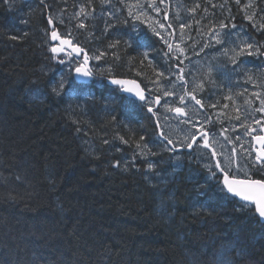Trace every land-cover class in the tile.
<instances>
[{
  "label": "trees",
  "instance_id": "obj_1",
  "mask_svg": "<svg viewBox=\"0 0 264 264\" xmlns=\"http://www.w3.org/2000/svg\"><path fill=\"white\" fill-rule=\"evenodd\" d=\"M101 1L0 0V264H264L253 207L225 197L198 158L158 138L144 105L106 85L124 78L149 88L178 59L144 26L131 31L113 14L103 23ZM247 1L180 0L193 23L210 33L244 26L264 51V0ZM79 5L92 6L85 22L74 19ZM62 14L70 38L99 60L87 85L50 51L48 19ZM262 56L246 57L248 81L264 86ZM231 94L208 102L230 109L240 101ZM252 177L264 178V167Z\"/></svg>",
  "mask_w": 264,
  "mask_h": 264
},
{
  "label": "rangeland",
  "instance_id": "obj_2",
  "mask_svg": "<svg viewBox=\"0 0 264 264\" xmlns=\"http://www.w3.org/2000/svg\"><path fill=\"white\" fill-rule=\"evenodd\" d=\"M247 3H250V0ZM244 4L248 7L246 3ZM91 7V5L88 8L81 6L79 14L83 15L80 17L73 15L74 19L85 22L82 16L87 18L92 13ZM100 7L101 9L97 8L100 12L98 18H101L103 23L109 24L108 20H112L109 15L114 14L116 17L122 16L130 24L133 22L131 31H143L142 26H144L160 36L165 41L166 46L174 48L177 59L184 52V65L187 61L186 49L191 48V52L188 54L195 58L192 65H186L184 68V81L180 78L179 68L172 70V72L169 70V75L167 73L165 75L167 70L165 67L164 73L149 82L150 85L147 88L150 91L153 89L155 97L159 96L164 102L162 111L156 113V118L161 126L163 136L171 140L174 145L180 146L182 142L186 145L189 144L193 134L200 127L197 123L198 116H200L199 119L202 118L201 111L197 107H200V104L195 102L197 106L193 103L188 105L192 116L187 121H180L172 114V111L168 110L172 104L178 99L180 100L181 96L187 100L189 96L185 95V91L190 86L196 88L200 83H205V86L218 93L220 89L216 86L223 87L225 85L226 92L230 90L238 96L240 101L233 99V105L228 109L226 121L223 117L218 118L216 113V120L219 123H228V125L223 129L221 124H214L215 127L219 128L213 134L212 142L222 164L236 172L237 177L250 174L248 161L255 151L252 144V134L259 135L264 130V93L259 92V89L262 90V87L264 89V86L259 82L260 79L248 81V79H252L253 72L252 67L247 65L246 56L248 55L238 57L235 64L230 60L233 55L232 49H239L243 43H251L246 34V28L244 26L236 28L231 25L229 28L227 27L229 29L227 32L218 28L210 33L211 25L200 24L196 21L193 23L191 21L193 18L185 13L180 0H102ZM171 13L174 17L171 19L172 24L169 25L165 19ZM65 17L66 14H62L50 18L56 22L60 33L71 37L74 32L72 21L68 18L65 19ZM217 38H219L220 43L216 42ZM218 48L222 49L217 53L216 49ZM226 50H228L227 55L225 54ZM255 55L254 51L252 56L255 57ZM63 57H65L67 66L72 70L78 66L76 60L70 61L66 58L67 55ZM91 60L93 62L92 69L98 72L99 60L96 57H92ZM239 62L244 63L239 66ZM180 90H183V93H180ZM230 91L228 94L233 96ZM166 92L171 94L165 95ZM186 100L185 103L188 102ZM150 106L153 108V104ZM229 161L232 163L229 164ZM210 168L213 167L210 166ZM210 168L207 167L206 169L209 171Z\"/></svg>",
  "mask_w": 264,
  "mask_h": 264
},
{
  "label": "snow or ice",
  "instance_id": "obj_3",
  "mask_svg": "<svg viewBox=\"0 0 264 264\" xmlns=\"http://www.w3.org/2000/svg\"><path fill=\"white\" fill-rule=\"evenodd\" d=\"M83 11V9H81ZM49 23L51 24L52 21L49 20ZM80 27H84L83 24L80 25ZM221 27H226L224 24H221ZM50 37L53 41H59L60 46H54L50 49L51 52L53 53H59L64 51L65 46L71 47L75 52L79 53L82 51V49L76 47L75 45L72 44V42L66 38H62L60 34L57 31H52L50 33ZM17 37L12 36L11 39L15 40ZM217 43H220L219 38L216 40ZM254 45L251 43H243L242 46L239 47V49H232L231 51L233 52V55L230 57V60L232 63L237 62V58L241 57L243 55H248L252 56L254 54V51L256 54L259 55H264V51H261L260 48H255L254 51ZM227 51H225V54L227 55ZM62 62V61H61ZM77 74L83 75V76H89L91 75L90 70L87 68V55H85V61L84 64L79 65L75 69ZM182 79V77H181ZM114 84H121V85H130L128 87H125L124 90L128 92H133L141 101H145L146 97L143 93L142 90H140L139 85H137L134 81H121V80H113L112 81ZM63 87V82L61 81L57 86L52 88V92L54 94H58L57 89ZM171 93H165V95H170ZM185 95H191V99L196 102V104H201V101L196 98L195 95H192L190 93H185ZM155 103L159 104L160 99L159 97L156 98L154 101ZM180 103L184 104L185 103V98L184 96L180 97ZM169 111H175L177 115L182 116L185 114L184 108L177 107V108H169ZM148 111L152 112V107H148ZM206 133L204 136L206 137ZM141 140L144 138L141 137ZM257 141L264 145V137H256ZM192 141L195 143L197 142L196 137H192ZM169 143H172L171 140H169ZM193 144L189 143L187 145L188 148H192ZM208 142L205 139L204 147H208ZM138 147H141L138 145ZM143 147H147V145H144ZM216 152L213 151L212 156L213 158L216 157ZM256 161L257 163H260L264 165V151H258L257 156H256ZM232 162L229 161V164ZM149 168L151 169L153 167L152 164L148 165ZM209 167L210 166H206ZM215 169L219 171L220 173L223 174L222 180H219V177L217 176V171H211V175L213 178H216L219 183H222L223 187L220 189L222 193L225 194V197H227L228 194H230L232 197H238L240 201L245 202V206L248 204H252L255 206V215H257L261 221H264V178L262 179H250V178H245V179H239L237 178L236 174H234L229 167H226L223 165L221 162H217L215 164ZM211 170V168H210Z\"/></svg>",
  "mask_w": 264,
  "mask_h": 264
},
{
  "label": "flooded vegetation",
  "instance_id": "obj_4",
  "mask_svg": "<svg viewBox=\"0 0 264 264\" xmlns=\"http://www.w3.org/2000/svg\"><path fill=\"white\" fill-rule=\"evenodd\" d=\"M100 5H101V2H99V6ZM188 52H191V48L186 49L187 61L185 63H186V65H192V61L195 57L191 54L189 55ZM183 55H184V52H182V54L179 56V71H180V78L182 77V79H181L182 81H184V79H185L184 68L186 66L183 63ZM198 78H199V76H198ZM204 84L205 83H202V84L200 83V85H197L196 88H193V86H190L185 91V93H190L192 95H195L196 98L201 101L200 107L195 104L194 100L192 101L191 95H187V97L189 96L188 98H190V100H188V102L184 103V104H181L180 100H178L176 103V108L181 107V108H184L186 110L185 114L182 117L181 116L177 117L180 121H187L191 118L192 112L190 111V109L187 106V104H189L190 101H192V103L195 104L201 111L202 118L199 119L200 116H198L199 120L197 119V123L200 125V127L193 134V136H195V137L200 136V139H198L197 142L194 143V146L191 150H189L190 148L187 147L188 144L186 145L183 142L178 147L182 149L180 154H187V155L194 156L195 158H198L199 161L205 166V169H206L207 168L206 166H212L213 158L204 149L205 139H207V137H208L211 139V141L213 140V133H214L213 130L216 129L214 124L218 123V124L222 125L221 127H226L225 122L219 123L217 120H214L213 117H215L216 113H217L218 118L223 117L224 121H226V119L228 117V107L226 109L217 108L219 111L213 113L212 117L209 116L207 114V111H210V103L208 102V100L212 99V95L216 92H214L210 87L205 86ZM216 87L220 89V92L216 93L218 96H220L224 101H225V99H229V97H230V94H228L229 90L227 92L225 91V85L223 87L220 85H217ZM180 93H183V90H180ZM223 105H225V103ZM205 133L207 134L206 137L204 136ZM255 155H256V151H254V155L251 154V157L254 158ZM217 156H218L219 162H221L218 154H217ZM249 166H250V170H251L252 168H258L262 165H260L258 167H256L257 165H255V166L249 165ZM257 170L260 171V168H258ZM206 171L211 172V171H216V170L214 168H212L209 171L206 169ZM232 172L234 174H236V172H234V171H232ZM250 174H252V173L250 172ZM217 175L220 178L218 172H217Z\"/></svg>",
  "mask_w": 264,
  "mask_h": 264
},
{
  "label": "water",
  "instance_id": "obj_5",
  "mask_svg": "<svg viewBox=\"0 0 264 264\" xmlns=\"http://www.w3.org/2000/svg\"><path fill=\"white\" fill-rule=\"evenodd\" d=\"M22 1L28 3V2H30V1H32V0H22ZM53 27H54V26H53V22H52L51 24L49 23V28H50L51 30L53 29ZM55 31H57V30H55ZM57 32H58V31H57ZM49 36H50V34H49ZM70 41H71V40H70ZM71 42H72V41H71ZM50 43H51L52 45L57 46V47L60 46V42H59V41H53V40L51 39V37H50ZM72 44H73V43H72ZM76 47H78V46H76ZM78 48H79V47H78ZM80 49H81V48H80ZM65 52H68L69 54H71V55H72L73 57H75V58H82L81 65L84 64V61H85V55H87V68L90 70L91 75H89V76L86 77V76H83V75L77 74L76 71L74 70V72H73V74H72V77H73V80H74L76 83H78V84H86V83H88V82L91 80V78H92V71H91V68H90L91 61H90V57L88 56V54H87L83 49H82L81 52L77 53V52H75V51H74L71 47H69V46H65L63 52H59V53H53V52H52V54H54V55H61V54L65 53ZM113 80L134 81L137 85H139L140 90L143 91V93H144V95H145V97H146V96H147V92L141 87V85H140L137 81L132 80V79L108 78L107 81H106V84H107L109 87H112V88H118V89L120 90V93H121L123 96H125V97L131 98V99L136 100V101H138V102H140V103L144 102V101H141V100H140V99H139V98H138L133 92H128V91H125V90H124L125 87H128V86H130V85L114 84V83L112 82ZM155 100H156V98H155ZM159 104H160V103H159ZM159 104L155 103V106H154V109H155V110L158 108ZM149 113H152V112H149ZM174 114L177 115L175 111H174ZM182 116H183V115H182ZM261 137H264V135L261 136ZM254 146L258 149V151H264V145H262L261 143H259V142L257 141V139L254 140ZM222 187H223V185H222ZM228 196L231 197V198H233V199H235V200H237V201H239V202H242V201H240V199H239L238 197H232L230 194H228ZM242 203H245V202H242ZM249 205L253 206V209H254V212H255V206L252 205V204H249ZM256 216H257V215H256ZM257 217H258V216H257ZM258 219H259V221L264 225V221H261L259 217H258Z\"/></svg>",
  "mask_w": 264,
  "mask_h": 264
}]
</instances>
